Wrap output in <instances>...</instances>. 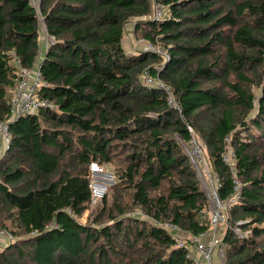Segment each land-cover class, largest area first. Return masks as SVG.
Here are the masks:
<instances>
[{
	"label": "trees",
	"instance_id": "trees-1",
	"mask_svg": "<svg viewBox=\"0 0 264 264\" xmlns=\"http://www.w3.org/2000/svg\"><path fill=\"white\" fill-rule=\"evenodd\" d=\"M155 3L161 19L150 17L151 0H39L42 52L29 0H0V121L10 134L0 228L13 237L0 264H194L164 227L193 236L209 226L208 197L180 144L188 127L207 148L221 201L233 191L221 160L228 135L235 154L241 195L230 216L241 233L227 230L217 263L264 264V0ZM129 23L167 59L127 53ZM37 62V95L51 107L11 119L18 72ZM145 70L172 88L178 108L142 83ZM91 163H109L115 177L95 211Z\"/></svg>",
	"mask_w": 264,
	"mask_h": 264
},
{
	"label": "built area",
	"instance_id": "built-area-1",
	"mask_svg": "<svg viewBox=\"0 0 264 264\" xmlns=\"http://www.w3.org/2000/svg\"><path fill=\"white\" fill-rule=\"evenodd\" d=\"M29 2L35 8L38 14L39 0H29ZM153 3L154 4L151 12L152 17L154 19H161L162 16L165 15V8L164 6L155 3V1ZM46 41H49V39L47 38ZM142 51L153 52L160 57H163V59H167L166 49L158 45H153L146 42L142 48ZM141 81L147 86H155L160 88L165 94L167 104L171 107L178 108L173 90L168 84H165L157 77L151 76L146 70L142 72ZM41 85L42 81L39 73V62H37L32 69H20L18 72L17 83L10 100L11 119L24 114H35L40 107H51L47 101L40 99L37 95V91ZM188 129L191 139L187 144L180 141L181 146H183L186 154L189 156L197 173H201V171L198 169V164H202L204 165L202 168L204 175L207 178L213 177L214 179L215 185L213 191H206L208 199L213 198L216 200L215 202L212 201L213 206L208 209V218L210 222L209 226L212 228V230L216 231L220 222L225 221L228 225V228L231 227L230 230H238L237 228H233L228 222V213L230 212V209L239 202L241 195V184L235 176V154L231 147V137L228 135L224 140L225 145L221 155V160L229 168L231 174L233 175V191L225 201H221L219 200L217 194V189L220 187L219 175L211 170V167H209V162L206 164L208 161V155L206 152L207 148L203 142L199 141L197 137L194 136L195 134L193 130L189 127ZM9 140L10 134L8 132L7 123L0 121V142L4 148L8 146ZM89 179L90 202L92 204L100 202L109 187L115 182L113 172L106 165H100L98 163L90 164ZM164 227L174 237L175 246L186 249V257L191 259L194 264H217L214 257H216L217 253L221 257L222 250L219 249V244L217 245V250L215 241H205V238L208 235L207 232L191 236L189 234L186 235L182 233V231H180L174 225L166 224ZM212 239L214 240V238ZM12 240V235L5 229L0 228V246H3V244H8Z\"/></svg>",
	"mask_w": 264,
	"mask_h": 264
},
{
	"label": "rangeland",
	"instance_id": "rangeland-1",
	"mask_svg": "<svg viewBox=\"0 0 264 264\" xmlns=\"http://www.w3.org/2000/svg\"><path fill=\"white\" fill-rule=\"evenodd\" d=\"M155 0H151V8H153V4L152 2H154ZM152 16V14L150 15V17ZM38 17H39V23H38V34H39V38L41 40L42 37H44V41L41 40L42 42H44L45 44L48 45V42L46 41L47 40V37L45 36L46 35V32H45V28H44V24L42 22V19L40 17V13H38ZM146 44V42L142 39V37L140 36L139 33H135L133 31V26H132V23H129L125 26L124 28V32H123V40H122V47L124 48V50L128 53L130 50V52H139V51H142V48L143 46ZM253 92H254V95L256 97L259 96V88H253ZM253 115V114H252ZM194 132V131H193ZM195 134V133H194ZM195 137H197V139L199 141L200 138L195 134L194 135ZM202 142V141H201ZM183 148V146H182ZM4 147L2 146L1 142H0V153L3 151ZM183 151L185 152L184 148H183ZM206 152H207V149H206ZM209 158H208V161L206 162V164L209 162ZM107 167L109 169H112V166L109 164V163H106ZM194 167V166H193ZM204 167V165L202 164H198V169L199 171H201V173H197V171L195 170V167H194V170L196 172V176H197V179H198V182L200 184V187L201 189L206 193V191H213V188H214V179L213 177H206L204 175V173L202 172V168ZM209 167H210V162H209ZM212 170V169H211ZM213 171V170H212ZM215 172V171H214ZM207 195V194H206ZM212 201H216L214 200L213 198L212 199H208V209L211 208L213 206V202ZM101 201L98 202V203H91L90 205V208H91V211H95L96 208L100 205ZM90 208L85 210L84 213L82 214V216L80 217H75L76 220L82 224L86 223L88 221V217H89V211H90ZM135 211V212H134ZM133 212V213H132ZM141 212L139 210H131L129 212L126 213V215L130 216V215H133V216H143V214H140ZM143 218V217H141ZM235 218V217H234ZM231 219V216H230V212L228 213V222L231 226L237 228V225L240 223L239 221L235 220L233 222V219ZM206 224L209 225V221H208V214H206ZM231 228V227H230ZM228 228V225L226 224L225 221H221L219 226H218V229L215 230H212V228L210 226H208L207 228V241L209 240L210 242H214L215 241V245H216V248H217V245L220 243V241L223 239L224 235L226 234L227 230L230 229ZM236 233H241L240 229L238 228V230H235ZM187 235V234H186ZM214 238V240L212 239ZM2 245V244H1ZM3 246H5V244H3ZM1 247V246H0ZM218 250V248H217ZM215 259V262H218L220 263L221 262V257L219 256V254L217 253L216 257H214ZM217 263V264H218Z\"/></svg>",
	"mask_w": 264,
	"mask_h": 264
},
{
	"label": "crops",
	"instance_id": "crops-1",
	"mask_svg": "<svg viewBox=\"0 0 264 264\" xmlns=\"http://www.w3.org/2000/svg\"><path fill=\"white\" fill-rule=\"evenodd\" d=\"M43 39H44V37L41 38V40H43ZM41 40L39 39V43L41 44V45H40V48H41V51L43 52V51L46 49V46H45V43L42 42ZM43 41H44V40H43ZM130 51H131V50H130ZM130 51H129V52H130ZM42 52H41V53H42ZM207 237H208V236H207ZM207 237L205 238V241H207Z\"/></svg>",
	"mask_w": 264,
	"mask_h": 264
}]
</instances>
